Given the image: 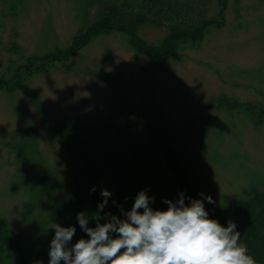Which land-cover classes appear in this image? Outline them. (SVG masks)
Listing matches in <instances>:
<instances>
[{
  "label": "rangeland",
  "instance_id": "obj_1",
  "mask_svg": "<svg viewBox=\"0 0 264 264\" xmlns=\"http://www.w3.org/2000/svg\"><path fill=\"white\" fill-rule=\"evenodd\" d=\"M220 2L212 0V17ZM94 10L84 0H0V233L20 235L34 251L50 249L48 224L72 192L66 120L108 129L105 187H127L125 211L140 191L167 210L165 200L186 197L181 178L216 216H231L264 187V0H227L223 25L162 65L116 31L45 64L73 47ZM165 33L139 31L153 44Z\"/></svg>",
  "mask_w": 264,
  "mask_h": 264
},
{
  "label": "trees",
  "instance_id": "obj_2",
  "mask_svg": "<svg viewBox=\"0 0 264 264\" xmlns=\"http://www.w3.org/2000/svg\"><path fill=\"white\" fill-rule=\"evenodd\" d=\"M84 1L96 6L94 19L75 37L70 50L68 49L60 57H53V60L47 59L52 55L42 58L45 64L49 61H58L57 59L60 58H69L94 37L116 31L129 36L138 56H146L153 65H162L169 59L179 56L180 49L184 45L195 46L202 42L211 25H223L227 6V0H221L219 4L221 11L215 18L210 15L212 0ZM148 25L165 30L166 35L162 42L153 44L140 37V28ZM230 104L234 106L238 103ZM246 107L255 115L257 106L249 104ZM66 122L68 133L65 136L64 146L71 163L77 164V168L71 195L64 199L57 212L55 223L62 227L76 228L69 245L71 246L82 238H90L78 223V213L83 212L89 217V227L95 228L97 223H106L109 213L119 216L125 212L128 189L122 185L111 186L107 189L112 194L108 197L107 205L103 210L98 208L104 200L101 192L106 189L108 178L106 168L101 165L103 164L101 157L105 155L104 152L106 155L107 153L111 155L113 141L106 128L83 126L70 120ZM162 150L167 160L172 159L169 165L177 172L179 169L175 166L177 160L174 150L166 146ZM181 179L184 181V187H188L185 190L186 197L199 199L190 182L185 178ZM93 187L95 191H92ZM191 199H188L189 204ZM205 209L210 218L218 220L225 227L230 220L236 223V230L241 233V242L247 245L249 254L255 258L257 264H264V187H253L248 197L234 208L231 216L224 214L216 216L206 205ZM97 213L100 216L99 220L95 217ZM49 250L34 251L25 244L20 235L6 231L0 233V264H38V262L49 264Z\"/></svg>",
  "mask_w": 264,
  "mask_h": 264
},
{
  "label": "clouds",
  "instance_id": "obj_3",
  "mask_svg": "<svg viewBox=\"0 0 264 264\" xmlns=\"http://www.w3.org/2000/svg\"><path fill=\"white\" fill-rule=\"evenodd\" d=\"M101 195L98 208L103 210L112 194L104 189ZM186 199L191 198L181 193L175 202L164 201L167 210L154 209L155 198L140 191L124 219L109 213L108 222L95 228L88 226L85 213H78V223L90 238L71 246L76 228L50 223L55 235L49 264H257L241 242L236 223L230 220L225 227L210 218L202 199H191L190 204ZM207 201L215 203L211 196ZM95 217L99 220V213Z\"/></svg>",
  "mask_w": 264,
  "mask_h": 264
}]
</instances>
